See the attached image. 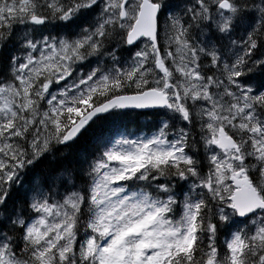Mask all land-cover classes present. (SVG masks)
Here are the masks:
<instances>
[{
  "label": "snow or ice",
  "instance_id": "snow-or-ice-1",
  "mask_svg": "<svg viewBox=\"0 0 264 264\" xmlns=\"http://www.w3.org/2000/svg\"><path fill=\"white\" fill-rule=\"evenodd\" d=\"M0 264H264V0H0Z\"/></svg>",
  "mask_w": 264,
  "mask_h": 264
},
{
  "label": "trees",
  "instance_id": "trees-1",
  "mask_svg": "<svg viewBox=\"0 0 264 264\" xmlns=\"http://www.w3.org/2000/svg\"><path fill=\"white\" fill-rule=\"evenodd\" d=\"M146 121L143 118H137L134 114L125 119H116L104 121L102 127L96 129L97 133L103 132L104 134H115L117 131H122L126 135L138 133L141 131L147 132Z\"/></svg>",
  "mask_w": 264,
  "mask_h": 264
},
{
  "label": "rangeland",
  "instance_id": "rangeland-1",
  "mask_svg": "<svg viewBox=\"0 0 264 264\" xmlns=\"http://www.w3.org/2000/svg\"><path fill=\"white\" fill-rule=\"evenodd\" d=\"M139 135H141V134H139ZM116 138H119V136H117ZM132 138H135V136H133Z\"/></svg>",
  "mask_w": 264,
  "mask_h": 264
}]
</instances>
